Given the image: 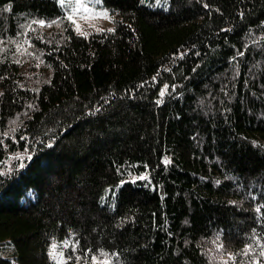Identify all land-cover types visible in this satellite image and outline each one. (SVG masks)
<instances>
[{
  "label": "trees",
  "instance_id": "16d2710c",
  "mask_svg": "<svg viewBox=\"0 0 264 264\" xmlns=\"http://www.w3.org/2000/svg\"><path fill=\"white\" fill-rule=\"evenodd\" d=\"M0 0V264H264V0Z\"/></svg>",
  "mask_w": 264,
  "mask_h": 264
},
{
  "label": "rangeland",
  "instance_id": "374dc122",
  "mask_svg": "<svg viewBox=\"0 0 264 264\" xmlns=\"http://www.w3.org/2000/svg\"><path fill=\"white\" fill-rule=\"evenodd\" d=\"M60 1L63 4H70V16L75 29L80 33L108 29L114 24L110 20L108 10L104 8L102 0ZM77 26H79V30Z\"/></svg>",
  "mask_w": 264,
  "mask_h": 264
},
{
  "label": "snow or ice",
  "instance_id": "6c2138e0",
  "mask_svg": "<svg viewBox=\"0 0 264 264\" xmlns=\"http://www.w3.org/2000/svg\"><path fill=\"white\" fill-rule=\"evenodd\" d=\"M78 27V30H79V26H77Z\"/></svg>",
  "mask_w": 264,
  "mask_h": 264
}]
</instances>
